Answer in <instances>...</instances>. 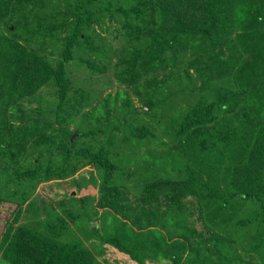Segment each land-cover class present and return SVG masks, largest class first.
<instances>
[{
  "label": "trees",
  "instance_id": "obj_1",
  "mask_svg": "<svg viewBox=\"0 0 264 264\" xmlns=\"http://www.w3.org/2000/svg\"><path fill=\"white\" fill-rule=\"evenodd\" d=\"M55 1L0 0V171L15 185L0 203L16 204L0 264H104V243L138 264H235L237 245L264 264V0ZM105 20L127 41L117 79L152 75L142 109L166 122V139L130 124L129 97L119 113L111 94L89 111L91 91L71 86V61L107 68ZM172 78L182 84L169 91ZM44 87L50 103L37 101ZM185 87L193 98L177 107ZM25 99L37 103L25 110ZM117 140L163 149L119 152ZM65 177L74 190L33 196L38 181Z\"/></svg>",
  "mask_w": 264,
  "mask_h": 264
},
{
  "label": "rangeland",
  "instance_id": "obj_2",
  "mask_svg": "<svg viewBox=\"0 0 264 264\" xmlns=\"http://www.w3.org/2000/svg\"><path fill=\"white\" fill-rule=\"evenodd\" d=\"M63 2V0H60ZM55 0H48L49 5L55 4ZM119 25L117 22H112L110 20H105V23H102V26L104 29H102V33L104 34V44L110 49L113 50V54L110 58V61H107V68L104 71L101 72H96L93 73L91 71H88L87 69L83 68L81 63L77 61H71L70 63L67 64V67L69 68L68 74L71 79V86H82L86 90L91 91L93 94L92 96V102L89 103V111L91 110L92 107H102L104 106V103L106 102V98H111L112 95H116V107L115 110L120 112V109L125 110L126 107L124 105L125 98L129 97L131 101L130 105V119L129 122L130 124H137V123H147L153 128V131L155 133L154 139H157V137L166 139V132L163 131V128L166 127V122L164 120L160 121H152L151 117L146 114L142 107L144 108V98L143 96H146V93L144 92L145 89V83L148 82L151 79L152 75H146L138 79L137 82H134L132 84L130 83H125V82H120L117 79L116 74H114L115 70L118 69V52L126 45V40H124L123 35L119 31H115V28ZM13 28V27H12ZM0 31L4 33H8L5 27L0 23ZM61 34H64V32H61ZM59 45H57L58 47ZM56 47V48H57ZM185 63H182L180 65L184 66ZM178 70L179 72L182 71ZM176 71V70H175ZM166 72V71H165ZM178 72V73H179ZM190 72H192V68L190 69ZM164 73L163 71L159 70L158 77H160ZM165 74V73H164ZM194 74V73H193ZM177 75H174L176 77ZM173 77V78H174ZM145 78L147 80H145ZM168 79L167 80V89L169 91H172L174 87L176 86H181L182 81L176 82L175 80ZM193 78V77H192ZM173 80V82H172ZM190 83L193 82L189 80ZM149 83V82H148ZM160 87L163 88V84L160 85ZM164 89V88H163ZM136 90V91H135ZM188 87H185L184 89H181L180 91H177L175 94L176 100H178V105L177 107H182L185 102L192 100L193 94L187 92ZM137 91L141 92L142 96H139ZM194 92V91H193ZM96 93V94H95ZM108 94H111V97H108ZM39 101V97H43L44 103H50L52 100L56 99V96L53 93V89L49 88H41L38 90L36 93ZM173 96V93H172ZM36 100H32L30 102L29 99H25L22 102V105L25 110H29L30 107L35 105L37 103ZM169 100H167L168 103ZM94 104V105H93ZM148 106V105H147ZM105 107V106H104ZM146 110H149V107L145 108ZM156 110V117L160 115V109H155ZM154 110V111H155ZM99 113H104L103 108L101 110H98ZM110 114L113 113V110H109ZM112 112V113H111ZM82 116L84 115V110L82 109L81 112ZM79 113V114H80ZM35 114V112L33 113ZM30 113L28 114V116ZM27 116V115H26ZM27 116V119H28ZM101 121V119H100ZM103 121V120H102ZM70 128H74L73 123L69 124ZM77 135L76 133L73 134V137L75 138ZM79 139V138H78ZM83 138L79 139V142H81ZM116 150L119 152H129V153H136V154H141L146 151V147L148 148V151L151 152V150H155V153L158 151H162L163 145L161 146L160 144H155L152 141H146V145L143 147L139 145V143L132 144L133 148H130V144H125L122 142V140H117L116 141ZM136 162H139L140 164L143 163L142 159L138 156L136 157ZM4 166L3 162L0 160V169ZM131 167H134V164L131 163ZM124 177L127 178V183L128 184V189L133 191L132 184H136L137 182V177L130 174L127 176V174H124ZM71 177H65L62 179H55V178H50L48 180H42L38 181L36 184V188L34 190L33 196L35 198L43 197L45 199H53L56 200L57 198L61 197L63 192L67 190H74V184L72 183ZM15 185H13V173L12 169H6L5 172L0 171V190L5 193L7 190L12 189ZM94 188H90L88 190H93ZM188 204L192 205V203L189 201ZM16 204L12 201L9 202H2L0 203V234L2 232V223L3 219L6 218L9 215V211L14 210ZM197 229L201 228V224L197 223ZM92 245V247L97 250L99 246H97L94 243H89ZM235 246V245H234ZM233 246V249L236 247ZM103 247L105 251H103V255L100 256L104 264H138L134 260L130 259L127 254L124 252H121L117 250L113 245H110L108 243H104ZM237 251L241 254V258L238 257V260L231 261V263L235 264H257L259 261L253 256H250L247 254L244 249L240 246L237 245ZM107 259V260H105ZM244 261H243V260ZM152 264H168L166 260H163L162 258H159L156 262Z\"/></svg>",
  "mask_w": 264,
  "mask_h": 264
},
{
  "label": "water",
  "instance_id": "obj_3",
  "mask_svg": "<svg viewBox=\"0 0 264 264\" xmlns=\"http://www.w3.org/2000/svg\"><path fill=\"white\" fill-rule=\"evenodd\" d=\"M148 106H147V104H144V108H147Z\"/></svg>",
  "mask_w": 264,
  "mask_h": 264
}]
</instances>
